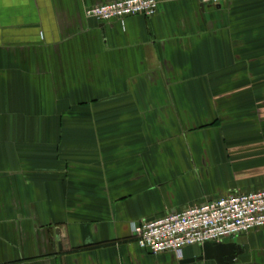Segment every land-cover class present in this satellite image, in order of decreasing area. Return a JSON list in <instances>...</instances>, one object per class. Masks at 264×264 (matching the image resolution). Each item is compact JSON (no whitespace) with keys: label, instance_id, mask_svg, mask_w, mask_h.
Here are the masks:
<instances>
[{"label":"crops","instance_id":"1","mask_svg":"<svg viewBox=\"0 0 264 264\" xmlns=\"http://www.w3.org/2000/svg\"><path fill=\"white\" fill-rule=\"evenodd\" d=\"M109 1L0 0V264H218L133 224L264 189V0ZM225 242L264 264V227Z\"/></svg>","mask_w":264,"mask_h":264},{"label":"built area","instance_id":"2","mask_svg":"<svg viewBox=\"0 0 264 264\" xmlns=\"http://www.w3.org/2000/svg\"><path fill=\"white\" fill-rule=\"evenodd\" d=\"M203 5H223L230 0H199ZM159 0H112L85 10L98 21L124 22L131 16L152 17ZM264 227V189L235 192L169 213L155 220L133 224L136 243L153 254L173 251L183 257L185 248L221 242Z\"/></svg>","mask_w":264,"mask_h":264},{"label":"water","instance_id":"3","mask_svg":"<svg viewBox=\"0 0 264 264\" xmlns=\"http://www.w3.org/2000/svg\"><path fill=\"white\" fill-rule=\"evenodd\" d=\"M90 22L98 24L96 18H90ZM205 259H215L218 264H232L242 252V247L236 242H207L200 246ZM189 260L184 259L183 263Z\"/></svg>","mask_w":264,"mask_h":264}]
</instances>
